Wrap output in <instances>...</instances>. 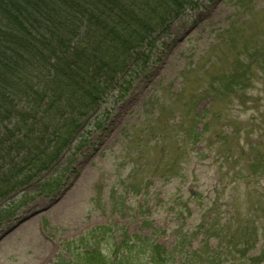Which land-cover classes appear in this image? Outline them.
I'll list each match as a JSON object with an SVG mask.
<instances>
[{
    "label": "rangeland",
    "instance_id": "374dc122",
    "mask_svg": "<svg viewBox=\"0 0 264 264\" xmlns=\"http://www.w3.org/2000/svg\"><path fill=\"white\" fill-rule=\"evenodd\" d=\"M144 72L150 80L124 99L109 95L88 118L78 139L83 144L39 184L0 205L12 206L11 216H0V264L69 262V242L106 227L111 231L102 248L108 256L124 234L149 236L172 250L178 223L194 228L216 211L221 231L237 247L228 256L223 249L229 240L213 238L216 261L264 264L258 259L264 176L247 185L236 177L253 156L249 144L262 142L254 153L264 156V0H200L168 24ZM236 75L246 82L242 103L237 96L213 100L212 89L207 97L211 86L217 91ZM190 100L201 101L195 111ZM196 113L203 118L197 129L204 141L178 149L176 140H191ZM50 179L57 183L40 186ZM202 238L192 241L193 250ZM186 251L178 250L174 264Z\"/></svg>",
    "mask_w": 264,
    "mask_h": 264
},
{
    "label": "trees",
    "instance_id": "16d2710c",
    "mask_svg": "<svg viewBox=\"0 0 264 264\" xmlns=\"http://www.w3.org/2000/svg\"><path fill=\"white\" fill-rule=\"evenodd\" d=\"M199 1L0 0V205L39 184L76 144H83L78 139L85 123L109 95L117 92V98L124 99L140 82L150 80L144 71L159 36L176 17L197 8ZM239 78L229 77L219 90L211 86L205 94L209 97L212 89L217 99L237 96L242 103L246 82ZM200 103L190 100L189 106L195 111ZM201 119L197 113L192 116L191 140H176L178 149L189 144L195 148L204 141L197 129ZM261 143L249 144L250 163L237 171V179L246 185L264 176V156L254 153ZM227 153L219 152V157L225 159ZM244 156L242 149L239 158ZM56 183L50 179L40 186ZM11 207L0 210V216H11ZM216 213L194 228L178 223L172 250L149 236L124 234L113 256H108L102 244L111 230L97 228L69 242L66 251L73 258L55 264H174L180 260L175 254L186 248L181 264H222L210 254L211 240H229L223 249L228 256L237 247L226 238L231 234L221 231ZM199 235L202 245L193 250L192 241ZM258 259L264 260V250Z\"/></svg>",
    "mask_w": 264,
    "mask_h": 264
}]
</instances>
